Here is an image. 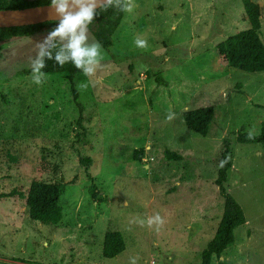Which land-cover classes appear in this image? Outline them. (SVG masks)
Instances as JSON below:
<instances>
[{"label":"rangeland","instance_id":"rangeland-1","mask_svg":"<svg viewBox=\"0 0 264 264\" xmlns=\"http://www.w3.org/2000/svg\"><path fill=\"white\" fill-rule=\"evenodd\" d=\"M252 1L264 42V0ZM133 2L96 75L73 80L83 128L62 75L48 74L42 85L31 79L36 46L54 28L0 43V195L26 194L34 180H55L54 169L67 184L56 225L30 220L17 196L0 198V264H199L214 237L223 212L215 185L222 141L237 131L258 134L264 123V72L228 68L215 49L248 27L242 0ZM209 105L214 118L202 137L183 116ZM230 158L224 186L245 224L210 264H264V144L233 138ZM157 213L165 221L159 231L146 223ZM108 231L125 243L113 259L102 256Z\"/></svg>","mask_w":264,"mask_h":264},{"label":"trees","instance_id":"trees-1","mask_svg":"<svg viewBox=\"0 0 264 264\" xmlns=\"http://www.w3.org/2000/svg\"><path fill=\"white\" fill-rule=\"evenodd\" d=\"M121 2L122 4H126L127 0H121ZM50 3L51 0L39 3H33L29 0H0V10L25 9ZM242 5L248 27L218 43L215 49L221 62L228 68L249 74L261 73L264 72V42L260 36L261 9L252 0H242ZM124 14V11L115 7H109L103 11L98 10L95 20L89 25V30L96 41L101 44L102 49L107 50L112 46V36L121 24ZM57 23L58 21H50L32 26L0 28V43L13 38L29 37L44 29L55 28ZM46 65V68L43 69L45 73L62 75L68 84L71 85L74 92V102L79 108L80 113L77 125L83 128L81 124L82 107L77 102L78 96L73 88L74 78L82 72L76 69L71 63L60 67L53 60H46ZM183 117L188 130L202 137H206L209 132V127L213 122L214 108L212 105H209L200 110L186 111ZM78 137L80 141L85 142V139H83L85 138L84 130L78 134ZM233 138L240 144H264V123L258 134L237 131L231 133L228 138L222 141L218 160L219 169L215 179V185L218 189V194L223 199V212L214 237L200 253L199 264H210L213 256L219 258L235 242V230L245 224V215L241 206L228 193L224 186L228 172L232 167L230 150ZM143 155L144 149L135 151L134 160H140ZM171 157L179 158L177 155H172ZM79 162L86 168L92 164V160L86 157H80ZM53 174L55 177L53 181H32L26 194L14 189L6 195H0V198L17 196L25 200L30 220L56 225L62 220V208L59 205V200L64 194L67 184L59 178L57 169H54ZM97 191V186L91 183L89 192L93 199ZM124 250L125 243L122 234L118 231L106 232L102 247L103 258L113 259Z\"/></svg>","mask_w":264,"mask_h":264},{"label":"clouds","instance_id":"clouds-1","mask_svg":"<svg viewBox=\"0 0 264 264\" xmlns=\"http://www.w3.org/2000/svg\"><path fill=\"white\" fill-rule=\"evenodd\" d=\"M109 7L132 12L135 5L133 0L127 4H122L121 0H51L49 11L58 23L36 46L38 50L31 61L33 83L42 85L47 81L48 74L43 71L47 66L46 60H53L60 67L71 63L86 77L95 76L105 54L98 41L89 42V25L95 20L98 10H107ZM135 44L140 48L147 47V41L143 39L137 38ZM77 87L86 89L88 85L78 84ZM138 223L144 225L145 221L139 220ZM146 223L149 228L155 225L159 231L165 221L157 213L148 218ZM131 264H137L136 258L131 260Z\"/></svg>","mask_w":264,"mask_h":264},{"label":"water","instance_id":"water-1","mask_svg":"<svg viewBox=\"0 0 264 264\" xmlns=\"http://www.w3.org/2000/svg\"><path fill=\"white\" fill-rule=\"evenodd\" d=\"M51 4V3H50ZM50 4L25 9L0 10V28L24 27L57 21L50 13Z\"/></svg>","mask_w":264,"mask_h":264}]
</instances>
